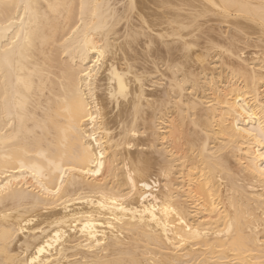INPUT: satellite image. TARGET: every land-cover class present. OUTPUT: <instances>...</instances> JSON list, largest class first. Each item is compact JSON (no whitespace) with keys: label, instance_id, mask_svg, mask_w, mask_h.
<instances>
[{"label":"bare ground","instance_id":"6f19581e","mask_svg":"<svg viewBox=\"0 0 264 264\" xmlns=\"http://www.w3.org/2000/svg\"><path fill=\"white\" fill-rule=\"evenodd\" d=\"M0 264H264V0H0Z\"/></svg>","mask_w":264,"mask_h":264},{"label":"snow or ice","instance_id":"6c2138e0","mask_svg":"<svg viewBox=\"0 0 264 264\" xmlns=\"http://www.w3.org/2000/svg\"><path fill=\"white\" fill-rule=\"evenodd\" d=\"M85 75H87V73H85Z\"/></svg>","mask_w":264,"mask_h":264}]
</instances>
